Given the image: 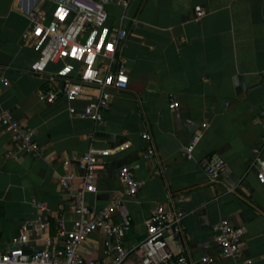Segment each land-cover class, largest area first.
Returning a JSON list of instances; mask_svg holds the SVG:
<instances>
[{"label": "crops", "instance_id": "obj_1", "mask_svg": "<svg viewBox=\"0 0 264 264\" xmlns=\"http://www.w3.org/2000/svg\"><path fill=\"white\" fill-rule=\"evenodd\" d=\"M20 0H0V113L10 111L24 129L33 131L41 156L18 151L0 125V252L18 246L14 239L21 224L41 213L51 223L29 238L26 250L45 249L54 241L55 219L71 229L78 218L59 177L81 174L75 159L89 147L96 149L100 169L95 191L85 196L99 210L124 195L120 167L129 166L142 185L134 197L123 196L130 229L124 245L131 248L145 237V220L158 204L186 211L184 243L189 256L222 258L213 241L211 225L226 218L244 225L240 264H264V185L252 167L264 160V0H130L125 7L108 5V25L123 29L126 40L118 47L129 77L125 90H112L101 121L71 115L89 98H61L52 104L37 99L45 78L31 73L38 53L24 43L29 17ZM54 0H41L36 9L50 10ZM205 15L195 21V7ZM55 67H50L54 69ZM93 94V90H87ZM152 138L165 163L155 175V159H145ZM195 144L193 159L183 147ZM258 150V153L256 152ZM8 151L16 153L7 158ZM219 154L226 163L215 183L208 181L202 160ZM32 200L45 203L38 210ZM118 220V215L112 217ZM85 259L109 263L111 240L101 231L79 246Z\"/></svg>", "mask_w": 264, "mask_h": 264}, {"label": "built area", "instance_id": "obj_2", "mask_svg": "<svg viewBox=\"0 0 264 264\" xmlns=\"http://www.w3.org/2000/svg\"><path fill=\"white\" fill-rule=\"evenodd\" d=\"M71 6L54 2L50 10L34 9L29 17V28L22 34L24 43L38 53L31 65L33 74L45 78L44 85L36 92L37 99L52 104L61 98H89L82 110L69 108L71 115L101 121L108 109L112 90H125L129 77L124 59L118 47L126 40L127 32L114 30L108 25V5L125 7L130 0H65ZM195 21H199L205 10L195 7ZM55 67L50 69V67ZM87 90H93L88 94ZM0 125L18 147V151L32 156H41V150L33 139V131L26 130L10 111L0 113ZM262 143L264 145V123ZM142 139L147 141L143 153L145 159H155L153 174L163 173L165 163L158 157L155 144L146 132ZM195 144L183 147V155L191 160ZM258 153V150H256ZM5 156L14 158L16 153L8 151ZM76 167L81 174L68 172L59 177V185L68 195L78 218L71 229H67L62 217L55 219L54 241L45 249L26 250L29 238L46 231L51 223L41 213L21 224V233L14 239L18 246L8 253L0 252V264H217L216 257L204 254L198 259L189 256L184 243L183 220L187 213L177 207V200L169 193L170 206L158 204L145 220V237L137 245L127 248L124 238L130 229L125 196L134 197L142 182L136 180L129 166L119 169V178L125 185L124 195H118L110 205L92 210L85 200L88 193L95 191L96 173L100 162L95 148L89 149L78 159ZM208 181L215 183L226 167L225 160L217 153L202 160ZM252 167L256 169L259 183L264 185V160L256 156ZM38 210H45V203L32 200ZM118 220H113V215ZM101 231L111 240L112 260L109 263L85 259L79 254L80 244L93 232ZM212 238L219 255L230 258L234 264L242 257V241L246 232L244 225H234L223 218L211 225Z\"/></svg>", "mask_w": 264, "mask_h": 264}, {"label": "water", "instance_id": "obj_3", "mask_svg": "<svg viewBox=\"0 0 264 264\" xmlns=\"http://www.w3.org/2000/svg\"><path fill=\"white\" fill-rule=\"evenodd\" d=\"M40 1L41 0H20L18 6L24 11L26 15H30V13H32V11L37 7ZM54 1L71 6L65 0H54Z\"/></svg>", "mask_w": 264, "mask_h": 264}]
</instances>
